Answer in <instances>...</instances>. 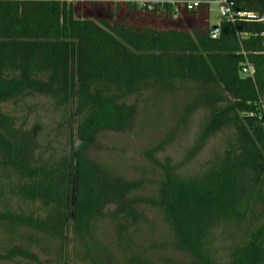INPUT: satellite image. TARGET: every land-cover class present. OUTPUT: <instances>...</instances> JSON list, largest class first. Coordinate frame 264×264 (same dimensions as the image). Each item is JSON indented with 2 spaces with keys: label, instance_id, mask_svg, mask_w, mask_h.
<instances>
[{
  "label": "trees",
  "instance_id": "trees-1",
  "mask_svg": "<svg viewBox=\"0 0 264 264\" xmlns=\"http://www.w3.org/2000/svg\"><path fill=\"white\" fill-rule=\"evenodd\" d=\"M182 1L0 0V263L264 264V0H231L254 15L216 25L211 0L195 10ZM146 91L183 96L176 127L202 113L185 164L224 136L194 171L158 157L168 138L146 150L161 170L155 196L89 153L100 133L131 127L130 97ZM38 95L69 126L68 150L51 153L40 121L23 129L3 110ZM140 204L168 223L163 243L174 254L159 262L149 255L156 244L138 245L127 230L147 220ZM105 218L122 220L109 243Z\"/></svg>",
  "mask_w": 264,
  "mask_h": 264
},
{
  "label": "rangeland",
  "instance_id": "rangeland-1",
  "mask_svg": "<svg viewBox=\"0 0 264 264\" xmlns=\"http://www.w3.org/2000/svg\"><path fill=\"white\" fill-rule=\"evenodd\" d=\"M217 8L216 3L211 4V24L213 25L218 24L221 18ZM95 14L100 15L97 12ZM130 102L137 103L138 107L137 116L131 127L125 131L100 133L89 153L94 158L116 164L128 179H143L145 185L138 193L145 196H155L161 178V170L155 168L146 158L145 151L161 140L168 138L158 157L163 160L169 156L175 164H185L187 152L195 141L203 115L198 112L188 123L176 127L179 113H181L184 104L182 95L157 97L153 96L151 91H146L131 96ZM3 110L16 115L18 118L17 126L23 129H31L37 121H40L44 133H40L39 142L43 146H48L50 142L51 148L49 150L51 153H60L64 149L68 150L67 132L69 126L66 128L59 127L61 116L54 111L47 97L38 95L22 101L18 105L7 102L3 105ZM223 138L222 134L211 137L197 157L183 165L182 170L194 171L199 169L212 156L215 149L218 150L223 146ZM138 207L147 217V220L137 223L129 220L127 230L135 238H133L134 242L138 245L150 246L155 243L156 248L150 250L149 255L155 262H159L161 258L173 253L171 250H167L163 243L170 233L168 223L158 208L145 204H140ZM120 222L111 218L101 219L99 221L101 238L107 243L112 238H117ZM123 222L126 221L123 220ZM91 247L100 261L106 257L93 243H91ZM25 262V260L18 258L3 261L0 264H25ZM70 264L88 263H82L73 257Z\"/></svg>",
  "mask_w": 264,
  "mask_h": 264
},
{
  "label": "built area",
  "instance_id": "built-area-1",
  "mask_svg": "<svg viewBox=\"0 0 264 264\" xmlns=\"http://www.w3.org/2000/svg\"><path fill=\"white\" fill-rule=\"evenodd\" d=\"M64 1V0H63ZM142 4L145 3L146 0H136ZM210 5L212 3H216L218 5L217 11L219 12L220 17H225L227 19H230L234 21L238 16H252L254 15L253 13H247V12H241V11H236L234 10L235 3L234 1L231 0H211ZM182 4L187 7L188 10H195L199 4L200 1L198 0H186L182 1ZM216 35L214 34L213 37ZM242 73L245 75H250L254 76L256 73V68L254 67L253 64L247 63L243 68H242ZM261 101V109L264 113V95L261 96L260 98Z\"/></svg>",
  "mask_w": 264,
  "mask_h": 264
},
{
  "label": "water",
  "instance_id": "water-1",
  "mask_svg": "<svg viewBox=\"0 0 264 264\" xmlns=\"http://www.w3.org/2000/svg\"><path fill=\"white\" fill-rule=\"evenodd\" d=\"M216 29V26L213 27V30Z\"/></svg>",
  "mask_w": 264,
  "mask_h": 264
}]
</instances>
